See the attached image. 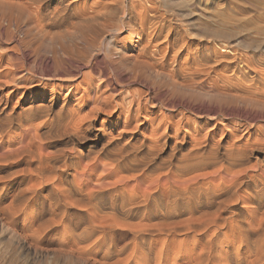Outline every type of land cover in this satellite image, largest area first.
Masks as SVG:
<instances>
[{
  "label": "bare ground",
  "instance_id": "1",
  "mask_svg": "<svg viewBox=\"0 0 264 264\" xmlns=\"http://www.w3.org/2000/svg\"><path fill=\"white\" fill-rule=\"evenodd\" d=\"M194 1L93 0L72 7L78 0H61L50 11L51 0H0V44L10 43L0 55V235L10 234V229L12 234L29 233L32 240H46L54 255L78 264H166L175 251L179 253L174 255L184 254L182 264H264V138L244 137L241 142L240 136L234 141L230 133L215 140L212 133L197 140L166 123L162 132L154 128L149 137L139 123L115 134L94 128V113L101 108L94 105L91 116L80 117V108L69 107L67 99L45 89L47 81L67 74L77 77L82 68L95 69L98 62L90 51L105 37L100 38L98 30L110 28L119 12L126 14L129 35L137 38L129 73L120 63L131 76L127 81L145 83L147 94L155 89L177 93L196 89L200 75L220 60L205 65L208 59L202 48L196 43L192 49L178 39L168 17L172 11L184 12ZM22 27L24 38L17 42L14 31ZM256 27L245 30L255 38L244 42L253 50L264 47V29ZM98 45L101 49L102 42ZM179 56L182 59L176 61ZM229 62L222 63V72L228 75H216L220 89L214 88L212 94L227 97L223 89L232 90L235 95L229 93L228 99L232 96L254 111L253 117L264 118V73L241 59ZM37 70L41 79L34 80ZM19 72L25 76L15 77ZM11 86L13 91L3 93ZM215 110L204 106L199 112ZM85 139L92 140L87 149H70ZM253 157L257 162L247 167ZM115 232L130 235V246L118 247Z\"/></svg>",
  "mask_w": 264,
  "mask_h": 264
},
{
  "label": "rangeland",
  "instance_id": "2",
  "mask_svg": "<svg viewBox=\"0 0 264 264\" xmlns=\"http://www.w3.org/2000/svg\"><path fill=\"white\" fill-rule=\"evenodd\" d=\"M58 1L60 2L61 0H51V2L48 3L50 5L48 9L50 11L54 10V8H56V6H58ZM92 1L93 0H78V2H74L72 4V7H74V5L76 6L77 4H80L82 2H85L87 5H90ZM110 1H112V0H110ZM129 1L130 0H126V2H129ZM180 1L181 2H184V1L188 2L190 0H180ZM156 2L158 3V2H160V0H156ZM263 2H264V0H195L191 6H186L189 8H186V7L184 8V12H181V10L172 11V15L171 14L168 15V17H170V19L172 18L171 19L172 25L175 27L178 34L180 33L179 35L177 34L178 39L183 40L186 45H189V46L192 45V47H191L192 49H194L193 47H194V44H196V43H197L198 47L202 48V56H204L205 58L208 59V62H205V65L207 63H208V65H210L211 61H219L220 60V63L217 67L216 66L213 67V65H210V67L212 66L211 70L213 68L212 71L210 70V67L207 65V67H209V69L206 68V70L208 69L207 73L201 74L203 78H201V75H200V78L203 80H201L200 78L198 80V82L199 81H201V82L198 83L195 80L196 81V84H195L196 89L198 91L200 90L201 92H198L195 89L194 84H193L194 88L193 87L192 88L195 89L196 91H194L192 89V91L183 92L184 94L180 93V92L177 93V91H172L170 89L162 90V91H160V90L157 91L155 89L154 91L152 90L150 93L147 94L146 92H148V91L144 86L145 83L137 84V83L132 82L131 80H130V82L127 81V80L131 79V76L128 75V73H129L128 69H129V65L131 63L129 58H130V55L136 54V52L133 50V44H135V41L137 38L135 36L131 37L129 35L128 28H127V26H125V25H127V23H126L127 19L125 16L126 14L123 16L122 12H119V14L116 13L115 15H113V17L119 16L120 19L119 18L114 19L112 17V21L113 20L114 21L111 22V24H112L110 27L111 29L109 27L103 28V29H100V28H102L100 26H99V28H98V26L96 27L97 29H100L98 31L100 34H102L99 37L103 38L105 36L103 39L96 38V40L98 39L97 41L99 44H100V42H102L101 47L103 49L102 48L101 49H102L103 53L104 52L105 53L104 54L101 53L102 51H100L101 49L99 48L100 45H98V43L95 42L96 43L95 44L96 49L94 48L95 50L92 49L90 51V52L95 53L98 50L97 53H95V54L91 53L93 55V57L96 58V63L98 62L97 63L98 65L96 64L94 67L95 69L93 71H89L88 69L82 68L81 73H83V74L79 73L77 75V77L72 76L73 74H67V75L60 76L61 80L57 81L54 79L55 81L54 80L47 81L49 83V85L45 88L46 92L48 94H52L53 96H55L57 94L56 96H58L59 98L63 97L65 99H67L68 105L71 104L69 107L73 106V107L80 108V110H81V113H79L80 117H82L81 115H83V116L84 115H86V116L90 115L91 116L90 109H92L94 105L97 108H101V111L99 110L98 113H94L95 120H96L93 123L94 128L100 129L102 127L105 131H107V132L112 131V133H115V134L117 131H120V130L122 131L123 127L124 128L127 127V131L128 130L130 131V130H132L131 127L134 128L135 127L134 125L135 124L137 125L139 123L137 127H140V128L145 130L143 132L145 133L144 135L146 137H147V135L149 137L151 134L155 133V131L157 129H158V131L161 130V132H162L164 126H168L166 124H170L169 127L172 126L171 128L178 129V133L180 131V134H184L187 136H189L188 134L191 133L192 135L190 134V136H192L195 139H197L198 137H199L198 139L208 138L210 136V134H212V133H213V136L215 137V140L220 139L221 137H223L224 134L230 135V133L232 134V137L234 135L236 136V137L234 136V138H233L234 141H238L240 139L239 141L242 142L245 140V138L246 139L247 138L248 139L256 138V136L258 138H264V118H260V120H259V118L253 117L254 114H252V113L254 111L248 109V107L245 108L244 107L245 105L243 106L239 102L234 101L233 98H231L232 96L230 97V99H228L229 93H231L230 95H232V94H233V96L235 95L234 91L231 92L232 90L228 91V90L223 89L224 92L228 93L227 97L226 96L223 97V96H219V95L217 96V94H218L217 92H215V94H212V93H214V91H213L214 88H215V91H216V89H220V84H219V82H217V79H215L216 75L225 73L224 71L222 72V70H224L223 68H224V65L226 63H230L229 61L234 62V60H235V62H237V60H240V59H241V61L244 60L243 63H246V64L251 63L250 66L255 71H262L264 73V51H262V50H264V47L262 49L253 50L254 47H247L246 43H244L246 41L245 39H247V38L249 40H255V38L247 35V31L254 29V28H258L256 26H261L259 28L264 29V3ZM229 5H230V7H229ZM72 7L70 8V10H72ZM240 8L242 10H239ZM235 11H237V12H235ZM184 13H186L187 16ZM188 13H189V15H188ZM120 16H122V17H120ZM228 16L230 19L228 18ZM125 20H126V22H125ZM227 21H228V23H227ZM220 24H222V25H220ZM255 24H257V25H255ZM204 27L206 28V30H208V32H206ZM22 29L24 30L23 27L21 28V30ZM104 29H105V31H103V33H102V30H104ZM21 30L14 31L15 34H14L13 39L16 40L17 42H21V40H23V38H24L23 37L24 35L22 33L23 30L22 31ZM106 30L108 32L109 31H111V32H109L107 34ZM202 30H205V31H202ZM213 30L216 34L213 33ZM218 30H219V32L221 31V33H223V34L216 32ZM245 30H247V31H245ZM245 35H247L246 38H245ZM242 39H244V40H242ZM99 40H100V42H99ZM239 41L243 44H241ZM9 44H10L9 42L8 43L3 42L0 44V55L4 54V51H6L5 48L10 47ZM203 44H204V46H203ZM244 46H245V48H244ZM107 50H110L111 53H109V51H107ZM112 50H114V51L112 52ZM90 52H89V54H90ZM118 52H120V53H118ZM185 52L186 51H184L183 53L181 52L180 54H182V55H180V56L183 57V54ZM108 54L110 56L107 57ZM114 55H116V56H114ZM180 56L178 58H176V61H179L182 59V57H180ZM6 57L9 58L10 56L6 55ZM89 57H90V55H89ZM106 57L109 58L110 61H107ZM115 57H116V59H114ZM214 58H216V59H214ZM128 62H129V64H128ZM116 63H117V65H116ZM120 63L122 64V66L124 65L123 66L124 68L127 67L126 69H127L128 73L125 72V70L123 69V67L121 66ZM222 63L224 65H222ZM28 64H29V66L32 65L31 62H29ZM103 65H105V66H103ZM114 69H116V70L114 71ZM121 69H123L124 71L123 70L121 71ZM87 72H89V73H87ZM123 72H125V73H123ZM218 72H220V73H218ZM38 73H39L38 70L36 71V74L34 72V80L35 79L39 80L38 78L41 79V77L38 75ZM86 73H87V77H86L87 81L84 83V82H82V80H83V75ZM227 73H225V75H228ZM120 74H122V75H120ZM125 74H127V75L125 76ZM22 75L25 76V73L19 72L18 74H16L15 77H20ZM37 76H39V77H37ZM125 77H127V78H125ZM107 79H109V80L107 81ZM110 80H112V81H110ZM131 82H132V84H131ZM215 83H216V85H215ZM33 84L35 85V83H33ZM52 84H53V86H52ZM13 90H14V88L11 86L7 89H4L3 93H10ZM144 91H146V92H144ZM208 91H210V92L212 91V92L210 93ZM158 92H159V95L157 94ZM164 92H165V94H164ZM38 93H40V92H38ZM138 93L139 94L141 93L142 95L139 96ZM143 93H146V94H143ZM201 93H204V94H201ZM20 95L21 94L19 92V94H17L16 97H20ZM94 95H96V96H94ZM150 95H153V96H150ZM154 95H156V97H154ZM169 95L171 98L169 97ZM138 96L141 99H139ZM147 96H148V98H147ZM151 97H153L154 99ZM157 97L159 98V100H157ZM162 97H164V98H162ZM183 97L186 98L187 100L185 99V101H184ZM166 98L168 100H166ZM98 99H99V101H98ZM161 99H163L164 101ZM169 99H172V100H169ZM174 99L177 100L178 102L175 101ZM192 99L195 100V102ZM173 100L175 101V103ZM110 101H111V103H109ZM165 101H166V103L169 102L168 104H170V103L171 104L168 105V104L164 103ZM106 104H107V106H106ZM129 104H130V107H129ZM175 104H176V106H175ZM190 104H191V106H190ZM114 105L117 106V109L114 107ZM136 105H138V107L140 106L139 109L136 107ZM173 105H174V107H173ZM204 106L215 108L216 110L214 112H208V113L201 114L199 111H201V108H203ZM191 108H192V110H191ZM102 110H103V113H102ZM105 110H107V111H105ZM112 110H113V112H112ZM194 110H196V111H194ZM167 111H169V112H167ZM250 111H252L251 114H250ZM104 112L106 113V115H104L105 114ZM137 112H138V114H137ZM242 112H243L242 115L246 114L245 117L244 116L241 117ZM108 113H109V115H108ZM215 114L217 116H215ZM135 117H136V119H135ZM148 117H149V119H148ZM205 117H207V118H205ZM144 118H145V120H144ZM248 118H250L251 120H248ZM253 118H255V119L253 120ZM142 120H144V121H142ZM255 120H257V121H255ZM129 121H131V122H129ZM140 121H142V122H140ZM252 121H253V123H252ZM204 122H206V123H204ZM37 123H39V122H37ZM142 123H143V125H142ZM129 124H131V125H129ZM158 124H161V125H158ZM177 127H179V128H177ZM154 128H155V131H154ZM224 128H226V129H224ZM219 129H220V131H219ZM235 129H236V131H234ZM186 130H188V131H186ZM221 131H223L224 133L221 134ZM161 132H159V134ZM193 132H194V134H193ZM195 132H196V134H195ZM15 133H18V131H15ZM117 133H119V132H117ZM170 133L174 134L172 129H171ZM216 133H218V134H216ZM192 137H191V139H193ZM238 137H240V138L238 139ZM241 139H243V140H241ZM80 141L81 140L74 142L73 146L70 145L69 146L70 149L71 148L77 149L78 146H81L83 149H87V147L90 145V143H92V140H89V139H85L84 141H81V142ZM239 144H241V143H239ZM254 160H256V161H254ZM257 160H258L257 157H253L252 159H250V161H249L250 165L248 164L247 167L253 166L255 164L254 162H257ZM104 161H106V160H104ZM172 171H173V169H172ZM234 171H236V170H234ZM71 181H72L71 179L68 180L69 183ZM11 231H12V229H10L8 232L10 234L6 233V234L0 235V264H5V263L11 264V261L13 264V261H14L13 259L16 257L17 258L15 259L14 264H17L16 262H18V263L21 262L20 264H26L27 261H29V260H30L29 262H31V263L28 262L27 264H32V263L33 264H78L77 261L74 259H68L63 255H59L58 253H55V255H54L52 247L49 245V243L46 240L41 241V242L37 240L38 241L37 242L34 239L32 240L30 238L29 233L17 231V233L14 232L12 234L13 231L12 232ZM19 233H20V235H19ZM24 233H25V235H24ZM21 234L23 235V237ZM26 234L29 236V238ZM13 235H16V236H13ZM21 237L24 238L23 239L24 242L22 241ZM25 238L26 239L28 238V240H26V242H25ZM113 239H114L115 244L118 247L130 246V244H131V236L128 234H121L119 232H115ZM31 240L33 242L35 241L34 245H33V242L31 244ZM29 242H30V244H29ZM37 248H38V251L39 250H41V251L37 252L36 251ZM31 249L36 254L35 253L32 254ZM17 253H18V255H17ZM178 253L179 252H176V251H175V253L174 252L170 253L167 257L168 259L166 258L167 261L165 260V263L166 264H173L175 261L176 264H182V262H183L182 259L184 257V254L183 253L181 254V252H180L181 255L180 254L174 255V254H178ZM14 255H17V256L15 257ZM22 260H24V261H22Z\"/></svg>",
  "mask_w": 264,
  "mask_h": 264
}]
</instances>
